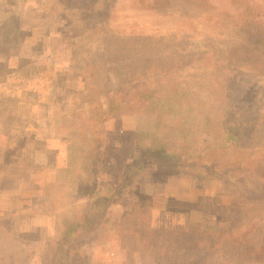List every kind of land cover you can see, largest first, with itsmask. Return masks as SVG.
Returning <instances> with one entry per match:
<instances>
[{
  "label": "rangeland",
  "instance_id": "374dc122",
  "mask_svg": "<svg viewBox=\"0 0 264 264\" xmlns=\"http://www.w3.org/2000/svg\"><path fill=\"white\" fill-rule=\"evenodd\" d=\"M260 25L264 0H0V264H164L152 243L187 230L262 243Z\"/></svg>",
  "mask_w": 264,
  "mask_h": 264
},
{
  "label": "trees",
  "instance_id": "16d2710c",
  "mask_svg": "<svg viewBox=\"0 0 264 264\" xmlns=\"http://www.w3.org/2000/svg\"><path fill=\"white\" fill-rule=\"evenodd\" d=\"M168 1L169 0H157V2L161 6L166 4V2ZM187 1L198 3L201 5L208 3V0ZM242 18V24L247 26V32L251 36L253 32L251 29L253 28V22H250L245 16H243ZM255 32V36L252 38L258 43V45H254L252 50H259V46H262L264 49V29L260 25L257 29H255ZM262 55L263 63H258L256 67L260 69L262 66L263 74L264 52H262ZM142 94L141 92H139L136 96H141ZM145 94L147 95V93ZM108 114H110V112ZM227 129L228 132L227 136L225 137V142L229 139H238L241 141L243 130L233 125L228 126ZM223 145L224 144H222L221 146ZM163 149H165L164 145L160 146V148H158V151ZM217 151L218 149H216L212 153L214 154ZM160 155L161 157H165L167 154L162 151ZM109 200H111V198L110 196H107L102 203H99L98 205H96L97 207L95 206L93 208V213H82L81 223L79 227H77V221H73L68 225L66 232L74 238V241H77L81 229L82 231L84 230L87 232L89 229H94L96 225H98L96 223L99 217V213L101 212L103 205H105ZM219 230H212V232L210 231L205 234V237H196L192 230L176 231L173 235H170V237L161 236L160 238H158L156 243L152 244L159 245V247H156L159 248V251H161L160 249L169 246L165 250H167L166 254L170 259L166 260L164 264H232L235 262L233 258H241L242 264H248L250 262V259L255 256V253L259 252L257 251V249L261 250L262 253L264 252V239L259 245L254 244L253 246H251L247 240H244L243 237H241L242 235H238V237H236L237 234L232 235V233L229 235H219ZM160 231V233L163 234H166V232L171 233L163 229H161ZM132 236L135 238L136 241L140 240L141 242H143V239H140L139 232L133 230V228ZM161 238L162 241H160ZM72 249L77 255L80 254L76 245H73ZM81 258L83 257L81 256Z\"/></svg>",
  "mask_w": 264,
  "mask_h": 264
}]
</instances>
